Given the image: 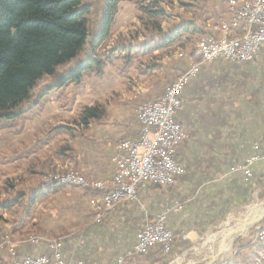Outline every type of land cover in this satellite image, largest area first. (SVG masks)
Wrapping results in <instances>:
<instances>
[{
	"label": "crops",
	"instance_id": "crops-1",
	"mask_svg": "<svg viewBox=\"0 0 264 264\" xmlns=\"http://www.w3.org/2000/svg\"><path fill=\"white\" fill-rule=\"evenodd\" d=\"M228 1L163 0L160 6L168 11L163 29L184 25L180 39L169 47L145 54H139L137 46L131 48L129 44L118 43L113 55L126 60L133 55L139 58L160 53L162 58L157 66L160 70L171 67L169 82L173 81L178 72L194 61L192 54L198 39L220 34L215 29V21L229 16ZM124 2L138 5L137 1ZM129 11L124 17L119 16V10L112 34L106 41L114 43L115 38L126 33L130 29L126 24L128 20H133V29L138 28L137 15L131 17ZM241 33L243 29L237 30L235 35ZM175 49L178 59L169 64L166 58H171L165 57L164 51ZM179 51H184L186 56L179 58ZM119 70L112 69L107 76L101 74L99 81L89 87L87 102L78 89L72 96L75 97L72 99L74 109L81 99L88 106L96 102L108 104V115L90 128L91 133L89 128L86 134L87 130L82 131L91 139L92 145L84 146L83 153L78 152L81 158L77 169L90 179L109 181L115 176L123 152L120 141H137L140 137V104L160 98L166 88L163 78L159 84L151 76L135 83L136 76L128 75L122 84ZM106 80L108 83L104 84ZM54 91L45 96L46 101H50L51 115L58 108H65L63 103H67L71 93L67 83ZM58 96L61 98L55 99ZM181 96L183 104L176 117L187 129V137L177 149L176 161L183 173L174 185L141 187L138 198L118 205L101 217L100 206L111 187L80 191L78 187L66 185L59 192L49 194L47 200L60 196L62 206L77 209L70 214L64 213V220L59 224L54 222L46 226L47 231L61 234V250L67 264H150L159 257L155 248L148 255L128 257L126 254L137 243L143 225L162 215L166 216L165 224L176 235L173 250L188 252L198 240L212 234L224 220L260 195L264 182V48L253 61L218 60L201 66L197 75L185 85ZM81 110L79 108L78 112ZM252 158L256 160L250 162ZM56 202L48 207L47 213L52 212L54 217H57L55 207H59ZM25 235L18 232L11 235L16 255L10 253L8 246H0V264H24L29 256L51 254L48 243L30 242ZM146 256H149L148 260Z\"/></svg>",
	"mask_w": 264,
	"mask_h": 264
},
{
	"label": "rangeland",
	"instance_id": "rangeland-1",
	"mask_svg": "<svg viewBox=\"0 0 264 264\" xmlns=\"http://www.w3.org/2000/svg\"><path fill=\"white\" fill-rule=\"evenodd\" d=\"M91 1L94 5H98L102 0ZM137 6L139 4L137 5L136 2L121 3L119 16L126 17L127 12L130 10L131 17L137 15L138 28L133 29V20H128L126 24L130 29L126 33L115 38L114 43L106 41L103 47L100 48L99 46L96 48L95 55L105 59L102 71L98 73L94 68L83 72L78 79L68 81L67 85H69L71 93L67 103H63L65 108H58L56 112L53 110L52 113H55L51 115L50 101L48 100L47 102V97L45 96L50 91L55 90L54 92H56L59 87L45 90L46 86L54 85L57 82V78L48 76L40 81L39 85L34 89V97L19 109L16 116L9 119H0V204L4 200H13L19 194L22 195L19 202L11 208H0V218H2L0 220V233H2L0 234V243L6 237L12 238L11 235L16 232L20 234L25 233L27 240H33L37 237H41L42 240H49L50 238L60 240L61 234L47 231L46 226L54 222L59 224L64 220V213L70 214L77 211L74 206H62L60 196L55 197L53 200H47L49 194L59 192L61 188L58 191L39 197L33 205H29L33 192L40 187L54 184L74 186V183H60V181L58 182L55 179H52V183L46 182L51 176L69 173V170L78 171L77 166L81 158L78 152L82 151L83 153L84 146L92 145L91 139L85 137V134L88 132L87 128L90 130L95 123L102 121L108 115V104L96 102L94 105L103 104L106 106V116L100 121L93 120L88 127L81 124V114L88 105L81 99L79 106L75 109L73 108L72 99H75V97L72 96L76 95L77 89L87 102L90 98L88 97L89 87L99 81L101 74L107 76L112 69H120L119 76L122 84H125L128 75L136 76L134 79L136 80L135 83L140 80H146L145 78H148V76H151L159 84L160 79L163 78L165 86L172 82H169L172 68L166 66L160 70V67L157 66L160 64V59L162 58H160V53L139 58L133 55L126 58V60L125 57L120 58L113 55L114 46L118 43L120 45L129 44L131 42V32L138 30L141 26V20L139 19L141 11L140 7L138 9ZM136 8L139 10L138 14L135 11ZM166 12L168 11L166 10ZM90 17L92 25L89 38L91 40L96 29L98 17L95 6ZM166 18L168 17L166 16ZM141 38H144L142 34ZM202 39L203 36L198 39L195 48L197 43ZM176 50L164 51L166 53L165 57L169 56L171 58H166L169 64L178 59L175 57ZM91 52L90 44H87L76 59L67 65L59 67V73H67L68 70L75 68L79 63L85 62L90 55H93ZM153 65L155 67H152ZM145 72H147L146 75H144ZM107 83L108 81L106 80L104 84ZM42 92H44V95L36 102L35 98ZM60 98L58 96L55 99ZM85 98L88 99L86 100ZM79 108L82 109L81 112H78ZM83 130H87L85 134H82L84 133L82 132ZM89 133H91V130ZM68 147L70 149L67 150L66 148ZM88 149L91 150L90 148ZM87 153L88 151L85 155ZM74 187L80 188V191H90L79 186ZM54 202L59 205V207H55L57 217H54L52 212L50 215L47 214L49 212L48 207L52 204L54 205ZM33 220L37 221V223H34ZM239 226H243L244 230L235 233ZM262 228H264V182H262L260 195H258L254 202H250L243 210L224 220V223L215 228L212 234L198 240L191 250L184 252L172 249L167 254L162 252L159 254V259L151 261L150 264H204L208 257H211L210 259L216 257L213 264H227L234 254H237V260L240 262L245 261L244 264H264V239L257 235L258 231ZM250 242L255 245L254 249H249V247L242 248V244ZM221 249L223 250L219 254ZM218 254L219 256L217 257ZM146 257L148 260L149 256Z\"/></svg>",
	"mask_w": 264,
	"mask_h": 264
},
{
	"label": "trees",
	"instance_id": "trees-1",
	"mask_svg": "<svg viewBox=\"0 0 264 264\" xmlns=\"http://www.w3.org/2000/svg\"><path fill=\"white\" fill-rule=\"evenodd\" d=\"M124 1L102 0L94 5L91 0H0V119L16 116L19 109L34 97V89L44 77L57 78L56 84L45 88L51 90L78 79L85 71L95 68L100 73L105 59L94 52L112 34L116 16ZM130 1H137L141 11V26L131 32V48L137 46L138 52L145 54L169 47L182 36L184 25H175L170 30L163 29L162 21L167 16L160 6L163 0ZM181 4L184 5L183 2ZM94 6L98 17L90 40V15ZM141 34L144 38H141ZM87 44H90L93 55L67 73H59V67L76 59ZM192 58L199 60L201 56L194 52ZM43 95L44 92L40 93L35 101L38 102ZM106 114L107 109L103 104L87 106L81 114L80 123L88 127L93 120L100 121ZM61 187L54 184L36 189L29 205ZM21 197L19 194L13 200H4L0 208H11ZM247 247L254 249L255 245L251 242L242 244V248ZM155 249L156 253H162L159 247ZM228 262L245 263L237 260V254Z\"/></svg>",
	"mask_w": 264,
	"mask_h": 264
},
{
	"label": "built area",
	"instance_id": "built-area-1",
	"mask_svg": "<svg viewBox=\"0 0 264 264\" xmlns=\"http://www.w3.org/2000/svg\"><path fill=\"white\" fill-rule=\"evenodd\" d=\"M229 16L218 18L215 29L218 36L204 35L195 52L201 58L191 62L188 68L179 72L169 83L163 95L156 100H149L138 108V120L141 125L140 137L137 141L123 139L120 141L123 152L119 157L117 172L109 181L90 179L77 170L51 176L52 179L73 180L74 186L89 190H105L111 187L100 206V217L111 212L129 200L138 197L141 187L149 184L172 186L177 182L183 169L176 161L179 144L187 137V129L177 120L176 113L182 107V90L194 78L200 67L218 60L225 62L253 61L258 59L264 48V0H229ZM243 29V33L235 32ZM179 58L185 57L184 51L177 52ZM256 158H252L253 162ZM247 173H250L246 169ZM166 216L143 225L138 241L126 255H148L159 247L167 254L173 249L175 232L165 224ZM257 235L264 239V228ZM30 242H46L51 254L29 256L24 264H67L62 253L61 241L41 237L28 240ZM8 246L10 253L16 255V248L11 238L0 243ZM80 264H84L80 262Z\"/></svg>",
	"mask_w": 264,
	"mask_h": 264
},
{
	"label": "bare ground",
	"instance_id": "bare-ground-1",
	"mask_svg": "<svg viewBox=\"0 0 264 264\" xmlns=\"http://www.w3.org/2000/svg\"><path fill=\"white\" fill-rule=\"evenodd\" d=\"M200 42H201V40H200L197 44H200ZM55 180L58 181V182L60 181V183H61V182H64V183H67V184H68V183H74L73 180H64V179H55ZM222 250H223V249L220 250V253L222 252ZM218 256H219V254L217 255V257H218ZM210 258H211V257H208V258L206 259V263L210 260ZM202 262H203V261H202Z\"/></svg>",
	"mask_w": 264,
	"mask_h": 264
},
{
	"label": "water",
	"instance_id": "water-1",
	"mask_svg": "<svg viewBox=\"0 0 264 264\" xmlns=\"http://www.w3.org/2000/svg\"><path fill=\"white\" fill-rule=\"evenodd\" d=\"M242 230H244V227L243 226H239L237 229H236V232L235 233H239V232H242ZM241 234V233H240ZM220 254V252H219ZM216 260V257L213 258V259H210L207 263L204 262V264H213V262H215Z\"/></svg>",
	"mask_w": 264,
	"mask_h": 264
}]
</instances>
